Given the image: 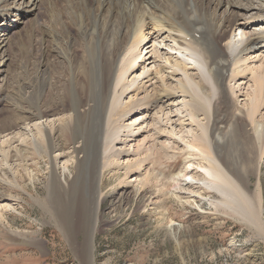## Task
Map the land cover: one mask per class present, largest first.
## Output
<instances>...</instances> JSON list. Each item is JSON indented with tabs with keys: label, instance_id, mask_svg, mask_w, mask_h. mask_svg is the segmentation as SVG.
Returning a JSON list of instances; mask_svg holds the SVG:
<instances>
[{
	"label": "bare ground",
	"instance_id": "6f19581e",
	"mask_svg": "<svg viewBox=\"0 0 264 264\" xmlns=\"http://www.w3.org/2000/svg\"><path fill=\"white\" fill-rule=\"evenodd\" d=\"M223 1L227 2V0H60V3L63 2L66 6L60 14L65 15V21L58 18L59 25L52 22L50 28L42 25L34 28V34L40 36L35 38L34 44L32 41V49L37 53L35 61L29 63L25 61L24 64L28 66L26 69L29 75L27 77L19 67V71L10 77L8 75L10 70L13 72L8 64L11 58L8 51L11 46L8 36L12 22L10 17L15 18L17 14L20 16L25 12H31L32 8L39 7L38 5L44 3L46 5L48 0H0V83L8 84L6 88L4 84L0 86V113L5 112L0 123V133H10L12 129H21L22 125L35 121L33 134H28L29 139L31 138L29 143L31 141L35 148L33 151H37L32 154L36 153L38 158H44L49 157L52 152H57L50 156V178L46 185L49 189V201L56 204V216L61 219L65 228L74 227L85 231L87 235L85 244L88 245L90 254L93 234L101 216L103 197L100 192L107 170L110 173L124 170L121 180L117 182L119 188L125 187V183L128 185V182L135 181L140 184L137 192L143 196L147 193L149 197L153 195L150 197L151 201L154 196L158 197L160 192L163 205L171 198H175L182 205L188 204L190 196L193 197L191 198L193 201L194 197L199 198L215 209L223 208L222 210L229 212L234 219L243 222L250 231L264 237L263 226L256 212L257 206L259 207L261 203L258 191L260 185L258 183L255 189L250 190L248 180L249 173L255 174L260 171V162L264 160V122L255 116L264 102V71L252 70L251 81L254 83V90L246 92L249 103L245 115L242 109L236 106L234 109L231 105L224 84L227 72L231 71V78H234L233 69H229L230 64L238 56L241 54L249 56L261 47L264 48V29H251L259 20H264V16H245L240 12L234 13L230 8L229 16L216 21V15L212 13L214 10L210 9L211 5L216 6ZM49 3L53 4L52 0H49ZM238 8L246 11L256 10L251 0H247L244 5L241 3ZM263 10L264 1L257 11ZM238 29L242 31L236 33ZM229 33L231 37L226 41L227 46L222 48L218 45V40L225 38V34ZM30 34L34 40V34ZM164 34L181 48L189 46L192 50L199 46L198 49L207 61L219 94L213 105L210 104L212 93L215 91L211 92V88L208 87L209 74L204 73L208 75L206 78L200 70L195 74L189 73L188 69L191 68L187 66L188 62L178 58L172 60V52L163 54L161 50L159 51L162 57L166 56L163 59L168 62L165 64H169V67L165 64L158 66L157 63L155 68L145 71L144 62H137L141 61L140 57L147 42L151 39L154 42L155 37ZM188 36L190 40H187ZM191 43H195L196 46ZM184 44L187 45L183 46ZM76 46H80L79 55L72 51ZM189 47H185V50ZM157 51L158 49L152 51L155 56ZM124 52L128 53V58L121 62ZM148 53L149 51L145 56ZM23 59L26 60L24 57ZM198 61L199 64L204 63L201 59ZM194 66H197V63L196 65L194 63ZM179 70L195 83L196 89L193 88L195 92L198 88L202 95H199V92L192 94L194 91L192 90V93L189 91L187 83L176 79ZM241 72L237 68L236 74ZM131 74L133 76L128 80L126 75L129 77ZM238 77L242 79L243 73ZM13 82L18 86H11ZM10 86L13 88L12 93H17L19 105H14L17 108L8 106L12 103L9 102L12 100L10 96L12 89L8 91ZM212 88L215 89L214 86ZM186 96L190 100L188 106L192 110L189 114L193 113L196 116L200 114L207 119L212 110L208 118L210 129L207 130L206 124L198 125L201 132L193 135L191 141H187L184 146H180L183 139L179 133L183 125L180 122L181 109L177 108L179 104L175 100ZM3 103L6 104L5 107ZM176 104L178 106L174 112L178 116L171 119L168 112ZM150 110H155L157 114L156 121L153 123L150 121L152 124L147 123L144 127L150 133L149 142H152L150 155L149 147L146 146L142 147L144 149L138 148L134 151V159L127 157L131 146L125 150L126 145L121 147L122 149L111 148V145L136 140L138 137L134 133L136 128H128L142 126V122H145L144 117L149 115ZM54 115L59 116L49 127L43 124L41 119ZM134 115L140 116V119L134 118L133 122L124 123ZM135 122L138 124H134ZM193 123H196L194 118ZM72 143H77L71 151L77 155L73 165L74 171H71V176L63 175L65 181L62 183L55 169V162L57 159L63 160L67 157L65 146ZM170 150L173 156L169 155ZM0 152L5 159L17 154L6 149ZM178 154L183 156L184 165H180V169L172 172L170 165L175 160L171 159ZM25 157L27 156L23 158ZM171 162L173 163L170 164ZM117 175L119 174H115ZM128 177L129 180L125 181ZM189 185H193L195 190L192 189V195L185 196L183 194H187L186 186ZM204 191L210 192V195L202 196ZM128 200L127 195L120 198V202ZM175 224L176 222L169 219L167 226L171 236L176 234ZM89 261L91 264L92 261Z\"/></svg>",
	"mask_w": 264,
	"mask_h": 264
},
{
	"label": "rangeland",
	"instance_id": "374dc122",
	"mask_svg": "<svg viewBox=\"0 0 264 264\" xmlns=\"http://www.w3.org/2000/svg\"><path fill=\"white\" fill-rule=\"evenodd\" d=\"M237 1L239 0H227V2L223 1L216 6L215 4H212L213 6L211 5L210 9L211 11H215L212 13L216 15V21L224 19L225 16H229L231 9H233L234 13L240 12V14L245 16H264V10L258 12L260 10L261 2L263 3L264 0H251L252 6L256 8V10L247 11L245 9H237V6L241 5V3L244 5L247 0L246 2L244 0ZM52 2L53 4L51 3L50 5L48 0L46 5L45 3L41 6L38 5L39 7L36 6L32 8L31 12H25L20 16L17 14L15 18H11L12 22L11 27H9L10 30L8 36L9 42L11 41L12 44L9 43L11 46L8 48V51L11 53V58L8 61V64L13 72L10 70V74H8L9 76H12V74L17 72L18 68L21 67L22 73H25L28 77L29 74L26 69L28 66L26 67L24 64L25 61L28 63L31 61L34 62V58L37 56L36 50L32 49V41L34 44L35 38H39L38 36H40L33 32L36 26L42 25L50 28L52 27V22L59 25L58 18L65 21V15H60L61 11L66 7L65 4L63 2L60 3V0H52ZM235 3H238L236 4L237 6ZM37 8L39 9L37 10ZM47 9H49V11H47ZM253 28L256 30L264 29V20H259V23L252 25L251 29L253 30ZM248 29L249 31H252L250 28ZM241 31L242 29H238L235 32L240 33ZM30 33L34 34V40ZM225 36V38L218 40V45L222 46V48H226V41L230 39L231 33L225 34ZM187 40H190L189 36L187 37ZM172 41L173 40L166 37V34L161 35L160 37H155L154 42L156 43L151 39L147 42V46H145L142 51L143 55L141 54V61L137 62H144V70H150L157 65L159 66L160 64L168 63L167 61H164L166 56L163 55L162 57V55L159 54L160 50L163 54H165V52H168L169 54L172 52V60L178 58L181 61L188 62L187 66L189 65L188 67L191 68L188 69L187 67L188 71H190L189 73L195 74L197 70H200L201 74H204L205 72L209 74L208 78L207 74V76L205 74L204 76H206L207 80L209 79L207 84L209 89L211 88L210 91H215L212 93V102L210 104L213 105L219 94L213 77L210 75L207 61H205L203 54L198 49L199 46L198 48L195 47L197 49L194 48L191 50L189 46H185L187 44H184L183 46L189 47L186 48V51L185 47L181 48V46L175 45L174 41ZM191 44L194 45L195 43ZM154 46L155 49H158L157 53H155L158 57L152 52L155 50ZM194 46H196V44ZM79 47L80 46L74 47L72 51L79 55L81 53ZM261 48L258 49L259 52L255 51L249 56L241 54L236 60L233 59L234 61L231 57L233 62L231 61L232 64H230L231 67L229 70L233 69L234 78H231V71H229L227 72L228 76L225 79V90H227L229 102L233 103H231V105H233L234 109L235 106L236 108L242 109L244 115L247 112L249 103L246 92L249 93L251 90H254L252 70H258L259 72L262 70L264 71V48ZM147 51H149V53L145 56ZM126 53L124 52L121 56V62H123V59L125 60L128 58V53ZM23 57L26 58V60H24ZM145 57L148 59L146 60ZM160 57H162V59H160ZM195 57L198 58L197 60H203L204 63L201 64V62L199 64L200 61L197 62V60L194 62V59H196ZM129 59H131V57ZM191 59L195 65L197 63V66H194ZM133 62L135 63V61ZM137 62L135 65H137ZM165 65L169 67V64ZM193 67L195 69L192 70ZM237 68L242 71L241 73L244 75L242 79H239L238 77L239 75L241 77V73L238 75L236 74ZM204 69L207 70L205 71ZM167 71L169 72L170 69L168 68ZM131 76H133V74L129 77L126 75V78L130 80ZM177 77L176 79L183 80L187 83L189 91H191V93L194 91L192 94L199 92V95H202V93L198 91V88L195 92V83L192 82L188 76L185 74L183 75L182 71H178ZM3 84L4 83L1 82L0 86ZM7 85L4 84V87L6 88ZM12 85L18 86L16 82L11 83V86ZM11 86L8 88V91H10L9 89H12L10 91L12 100H9V102L12 103H9L8 106L17 108L14 107V105H19L17 93H12L13 88H11ZM213 86L215 89L212 88ZM175 101H178L176 103H178L179 106L176 104V106H173L168 113L170 118L174 119L175 116H178L177 113L174 112L175 108L178 106L177 108L181 109L179 112L180 118L182 117L180 122L183 125V129L179 135L183 139L180 146H184L187 141H191L193 135L201 132L198 125L206 124L207 130L210 129L208 118L211 116L212 110L206 119L200 114H198L199 116H196L193 113L189 114V111L192 112V110L189 108L190 106H188L190 105L188 96L179 97ZM185 103L187 104L185 105ZM2 105L5 107L6 104L3 103ZM155 112V110L149 111V115L144 117L145 122H142L143 124L141 123L142 126L135 125L128 128L132 129L135 127L137 129H134V133L137 134L138 137L136 138L138 140H132L126 144L119 143L111 145V148L114 147L113 149H115L117 147L122 149L126 145L124 147L125 150V148L127 149V147L129 148L131 146L127 157L132 159L133 157L135 158L134 151L146 146L149 147L148 154L150 155L152 142H149V140H151L148 138L150 133L146 131L144 127H146L147 123L152 124L156 121L157 114H155ZM4 113L5 112L0 113V123L5 116ZM61 114H59L60 117L64 115V113ZM173 114L175 115L173 116ZM256 114L257 115L255 116H257V119L264 122V102L262 103L259 112ZM59 115H54L50 118H44L41 120L44 122V125L49 127L53 120L58 118ZM190 115L194 118V122L197 124L193 123V118L190 117ZM261 115L263 117H261ZM135 116L136 115L132 116L124 123L133 122L132 120H134V118L140 119V116ZM150 121H152V123ZM34 122L35 121H30L27 125H22L24 128L22 127L21 129H12L10 133H0V150L6 149L7 151L11 150L12 153H17L5 159L0 152V264H89V260L92 261L91 264H264V237L256 235L252 230L250 231L243 222L234 219L229 212L222 210L223 208L221 209V207H219L220 209H215L206 201L202 202L196 197H194L193 201V197L191 196L188 204L185 205L180 204L175 198L168 199L166 204L163 205L160 192L158 193V197L157 195L154 196V199L151 201L150 197L153 195L149 197V193H147L143 196V194L137 192L140 184L135 181L128 182V185L125 183V187L123 188L118 187L117 182L121 180L124 174L123 169L120 170L121 172L113 171L114 173H110V171L107 170L104 173L102 180L104 186L100 192L103 197L100 209L101 216L97 223V229L93 234L94 237L92 238L91 244L92 252L90 254L88 245L85 244V236H87L85 231L74 227L65 228L61 223V219L56 216V204L49 201V189L46 185L50 178V156L52 157L57 152L50 153L49 157H41L42 159L36 156L37 151H33L35 148L32 146L31 141L29 143L31 138L29 139L28 136V134L32 135L34 132ZM136 122L134 124H138ZM247 122L249 123L248 120ZM148 128L149 127H147V129ZM169 129H171V126ZM24 131L27 132L25 135L23 134L25 133ZM135 131L138 132L136 133ZM29 145L33 148L31 147V149ZM76 145L77 143L67 144V146H65L67 157L63 160L57 159L55 162V169L58 172L62 183L65 181V179H63L64 176H67L74 171L73 165H75L74 163L76 162L77 155L71 151L73 146ZM30 149L33 152H29ZM12 150L18 151L15 152ZM25 152L26 155L24 156L27 157L24 159L23 153ZM34 152L36 153L32 154ZM145 153H147V151H145ZM172 153L173 152L170 150L169 155L173 156ZM15 156L18 159H16ZM127 157H125V161L127 160ZM173 160H175L174 163H170H173L170 165L172 172L177 171L182 165H184L183 156L181 154H178L171 159V161ZM260 165V171L255 174L249 173L248 180L250 190L255 189L258 183L260 185L258 191L261 203L259 207L257 206L256 212L258 213L257 217L258 220H260L264 231V160L260 162ZM146 166H149V164H146ZM66 167H68V169ZM117 173L119 175L115 176ZM141 173H143V171ZM71 175L72 174L69 176ZM129 178L130 177L125 181L129 180ZM186 188H188L186 190L187 194L183 195H192V191L195 190L193 185H189V187L186 186ZM209 193L210 192L204 191L202 196L210 195ZM126 195L129 200L120 202V198H123ZM155 202L156 204H154ZM49 208L52 211H50ZM259 208L261 209L259 210ZM169 219L176 222L174 225L176 234L174 236L169 234V228L167 226Z\"/></svg>",
	"mask_w": 264,
	"mask_h": 264
}]
</instances>
